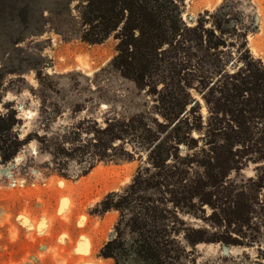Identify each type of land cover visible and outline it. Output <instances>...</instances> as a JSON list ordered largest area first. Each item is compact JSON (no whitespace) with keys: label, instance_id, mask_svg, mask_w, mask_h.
<instances>
[{"label":"trees","instance_id":"16d2710c","mask_svg":"<svg viewBox=\"0 0 264 264\" xmlns=\"http://www.w3.org/2000/svg\"><path fill=\"white\" fill-rule=\"evenodd\" d=\"M181 2L0 0L1 51L47 32L90 45L104 43L113 34L120 40L118 54L96 74V91L116 90L113 79L119 78L127 83L125 98L136 111L127 118L112 110L95 143L99 151L77 157L80 165H91L82 170L88 174L96 161H134L137 154L147 153L151 166L139 170L129 186L101 204L103 213L121 214L116 235L101 250V256L115 264H195L192 248L200 243L264 245V220H257L258 207H264V177L252 179L251 189L230 187L233 172L246 157L264 162V129L248 126L264 122V64L251 55L240 64L243 58L228 52L231 43L220 25V33L206 21L189 26ZM222 54L228 58L222 59ZM193 90L207 102L211 114L207 125ZM42 94L45 103L44 90ZM152 96L157 99L154 107L148 99ZM18 123L16 111L0 114L4 162L31 143V134L22 139L15 131ZM257 137L260 140L253 144ZM119 141L133 150L116 146ZM182 147L194 152L184 154ZM49 150L57 171L70 178L72 151L61 144ZM206 206L213 208L215 229L227 227L228 234L204 235L184 219ZM245 227L252 232H245Z\"/></svg>","mask_w":264,"mask_h":264},{"label":"rangeland","instance_id":"374dc122","mask_svg":"<svg viewBox=\"0 0 264 264\" xmlns=\"http://www.w3.org/2000/svg\"><path fill=\"white\" fill-rule=\"evenodd\" d=\"M181 9L191 27L206 21L208 27L220 33V25L231 43L228 52L243 58L240 64L250 60V55L264 64V0H182ZM119 42L116 34L104 43L90 45L47 32L39 37L28 36L9 51H1L4 40L0 41V95L4 96L0 114L16 111L19 123L15 131L22 139L28 134L32 138L12 161L4 162L0 154V264H115L103 258L101 250L116 235L121 214L103 213L101 204L111 193L129 186L139 170L151 166L147 153L137 154L134 161H96L88 174L82 170L91 165H80L77 157L99 151L95 143L99 131L107 127L112 110L118 117L127 118L136 111L131 100L125 98L127 83L123 80L113 79L116 90L96 91V74L118 54ZM220 57L227 59L228 54ZM193 94L200 101L207 125L211 122L207 102L197 91ZM9 95L11 100L7 99ZM148 99L150 107L157 104L155 97ZM228 125L235 126L234 122ZM248 126L259 131L264 129V122L254 121ZM259 140L255 138L253 144ZM60 144L74 157L69 163L70 178L57 171L49 150ZM204 144L201 141L200 146ZM115 145L133 150L123 141ZM106 150L114 153L111 147ZM182 151L194 152L187 147ZM238 167L231 176V189H251L252 179L264 177V162L250 156ZM212 213L213 208L206 206L183 217L204 235L228 234L227 227L215 229ZM259 218L264 220L263 206L257 209ZM252 228L245 227L244 231L251 233ZM261 233L264 235V226ZM192 249L195 264H264V245L260 247L258 242L243 246L200 243Z\"/></svg>","mask_w":264,"mask_h":264},{"label":"bare ground","instance_id":"6f19581e","mask_svg":"<svg viewBox=\"0 0 264 264\" xmlns=\"http://www.w3.org/2000/svg\"><path fill=\"white\" fill-rule=\"evenodd\" d=\"M184 17H185V15H184ZM89 75H92V73H90ZM7 99H8V100H11V99H12V96L9 95ZM204 112H206V108L204 109Z\"/></svg>","mask_w":264,"mask_h":264}]
</instances>
